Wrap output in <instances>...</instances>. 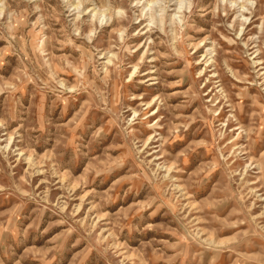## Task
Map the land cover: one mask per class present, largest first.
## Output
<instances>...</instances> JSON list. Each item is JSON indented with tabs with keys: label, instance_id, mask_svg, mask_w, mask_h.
I'll return each instance as SVG.
<instances>
[{
	"label": "rangeland",
	"instance_id": "374dc122",
	"mask_svg": "<svg viewBox=\"0 0 264 264\" xmlns=\"http://www.w3.org/2000/svg\"><path fill=\"white\" fill-rule=\"evenodd\" d=\"M0 264H264V0H0Z\"/></svg>",
	"mask_w": 264,
	"mask_h": 264
},
{
	"label": "bare ground",
	"instance_id": "6f19581e",
	"mask_svg": "<svg viewBox=\"0 0 264 264\" xmlns=\"http://www.w3.org/2000/svg\"><path fill=\"white\" fill-rule=\"evenodd\" d=\"M232 118L234 119L235 117H232ZM236 121H237V120H236ZM236 121H235V122H236Z\"/></svg>",
	"mask_w": 264,
	"mask_h": 264
}]
</instances>
